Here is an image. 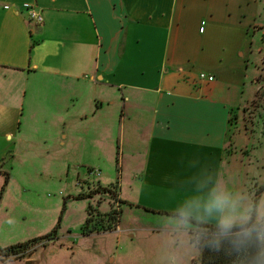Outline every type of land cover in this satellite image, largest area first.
I'll list each match as a JSON object with an SVG mask.
<instances>
[{"label":"crops","instance_id":"1","mask_svg":"<svg viewBox=\"0 0 264 264\" xmlns=\"http://www.w3.org/2000/svg\"><path fill=\"white\" fill-rule=\"evenodd\" d=\"M24 4L42 15L41 25L28 19ZM263 10V0H0V66L15 68L9 64L18 54L21 104L32 108L37 126L52 128L43 138H85L97 150L112 134L106 126L119 119L118 148L124 138L129 147L125 160L118 153L115 160L125 202L120 223L142 196L167 217L186 196L207 194L218 181L231 189L230 121L253 97ZM17 35L23 52L7 47ZM199 73L214 80L201 82ZM98 157L87 172L104 167ZM99 174L87 181L114 185L92 180Z\"/></svg>","mask_w":264,"mask_h":264},{"label":"rangeland","instance_id":"2","mask_svg":"<svg viewBox=\"0 0 264 264\" xmlns=\"http://www.w3.org/2000/svg\"><path fill=\"white\" fill-rule=\"evenodd\" d=\"M258 21L264 24V10ZM18 31L17 28L15 34ZM260 31L264 32V27ZM8 39L6 44L11 51H24L18 35ZM260 40L258 47L262 49L254 64L253 97L230 121V138L236 150L229 177L234 198L247 197L252 191L264 194V33ZM12 59L9 65L15 68L0 66V191L8 177L0 200V249L56 230L57 240L55 244L51 242L50 249L43 251L47 244L41 242L44 245L39 243L25 255L34 257L31 255L40 249L30 264H169L172 257L178 264H198L200 249L199 245L192 247V230L181 236L170 226L160 228L166 217L157 212L159 206L145 204L144 196L133 210L125 208L123 223H118L122 229L128 228L132 237L117 232L83 235L82 227L89 212L95 218L98 213L117 207L109 195L92 194L86 198L79 195L87 191L90 184L87 169L100 160L98 156H103L106 164L102 168L93 166L95 173L100 171V177H91L92 180L106 183L110 179L118 190L120 168L116 167V154L119 162L125 160L129 148L125 138L124 146L118 148L123 138L119 119H115L113 127L106 126V130L113 128V131L98 146L101 153L90 144L87 146L85 138H43L51 135L52 128L37 126L32 108L21 104L24 81L19 69L23 65L18 54ZM27 62L24 53V63ZM137 217L141 219L139 223ZM66 242H73L79 255L72 256ZM112 258L115 260L111 261ZM17 259V256L5 258L0 264H26Z\"/></svg>","mask_w":264,"mask_h":264},{"label":"clouds","instance_id":"3","mask_svg":"<svg viewBox=\"0 0 264 264\" xmlns=\"http://www.w3.org/2000/svg\"><path fill=\"white\" fill-rule=\"evenodd\" d=\"M204 184L202 181L198 187ZM171 213L165 220L173 232L184 236L191 229L194 233L190 237L192 247L207 246L219 253L226 244L224 251L232 257L231 264H264V195L258 199L234 198L228 185L218 181L207 194L186 196ZM190 219L197 223L190 224ZM209 223L214 229L199 226ZM169 264L178 262L172 257Z\"/></svg>","mask_w":264,"mask_h":264},{"label":"trees","instance_id":"4","mask_svg":"<svg viewBox=\"0 0 264 264\" xmlns=\"http://www.w3.org/2000/svg\"><path fill=\"white\" fill-rule=\"evenodd\" d=\"M92 172L93 170H89L88 174H91ZM7 179L8 177H6L5 185L1 188L0 200L2 198L3 192L5 191ZM115 189L116 187L114 185L103 187L99 183L89 184L87 185V191L82 192V194L79 195V198L90 197L92 194L109 195L111 199L116 204H118V209L120 208L119 211L113 210V208H111L109 212L98 213L95 218L92 217L91 212H89L82 227V233L84 236H90L94 233L113 232L116 225H118V223L120 222L121 205L125 204V202H122L119 199L118 190ZM257 195L258 193L256 194V196ZM189 222L194 225L197 223L193 219H190ZM199 226L208 229H214L215 227L214 225H210V224H201ZM56 240H57V231L53 230L44 237L32 239L26 243L10 246L5 249H0V262L4 261V259L2 258H9L11 256H17L18 258L17 260L26 259L25 255L28 254V252L31 249L35 248V246L40 245L41 242H46L44 244H47L49 242H54ZM44 244L42 243L41 245ZM226 247H227L226 244H222L221 251L217 253L211 251L207 246H204L203 248H200L199 246L200 253H199L198 264H231L232 257L226 255L224 251Z\"/></svg>","mask_w":264,"mask_h":264},{"label":"built area","instance_id":"5","mask_svg":"<svg viewBox=\"0 0 264 264\" xmlns=\"http://www.w3.org/2000/svg\"><path fill=\"white\" fill-rule=\"evenodd\" d=\"M4 9L7 10L9 8H8V6H5ZM23 9L25 10L26 15L31 22H33L36 25H41L43 23L42 15L35 9V7H33L29 4H24ZM198 79L201 82H212L214 80L213 76L207 75L205 73H199ZM92 174L98 176V173L92 172L91 175ZM116 205H117L116 210L119 211L118 204H116ZM119 230H120L119 226L116 225L114 232H118ZM2 259H5V258H2Z\"/></svg>","mask_w":264,"mask_h":264}]
</instances>
